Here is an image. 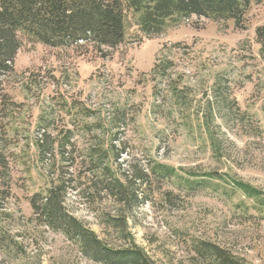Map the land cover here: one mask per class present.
Wrapping results in <instances>:
<instances>
[{
  "label": "rangeland",
  "instance_id": "obj_1",
  "mask_svg": "<svg viewBox=\"0 0 264 264\" xmlns=\"http://www.w3.org/2000/svg\"><path fill=\"white\" fill-rule=\"evenodd\" d=\"M129 18L115 48L20 34L0 87V264H105L36 213L58 187L69 215L153 264H206L202 240L264 264V208L232 185L264 191V0L243 27L191 16L146 35Z\"/></svg>",
  "mask_w": 264,
  "mask_h": 264
},
{
  "label": "trees",
  "instance_id": "obj_2",
  "mask_svg": "<svg viewBox=\"0 0 264 264\" xmlns=\"http://www.w3.org/2000/svg\"><path fill=\"white\" fill-rule=\"evenodd\" d=\"M251 2L262 0H0V87L3 78L15 72L13 64L21 45L20 34L54 47L88 41L95 47L115 48L124 42L129 14L146 35L160 33L170 22L191 16L233 20L237 27H243L245 11ZM257 35L264 46V26L257 29ZM68 143L61 142L59 148H65ZM41 148L44 155L43 144ZM151 171L161 177L178 176L174 168L159 163L151 166ZM189 175L198 177L194 173ZM205 175L208 179L214 178L211 173ZM138 179L143 180V175ZM203 180L206 181L196 178L183 182L187 188L196 189L205 184ZM232 185L235 191L255 200L260 209L264 208V191L234 178ZM115 189L121 193L120 186ZM63 191L61 187L50 190L39 206L32 201L36 213L48 226L79 242L82 251L97 262L153 264L141 247L131 244L112 248L69 215ZM121 202L125 203L126 198ZM194 248L206 264H248L244 258L210 241H198Z\"/></svg>",
  "mask_w": 264,
  "mask_h": 264
}]
</instances>
